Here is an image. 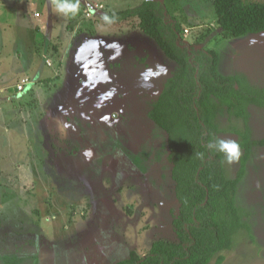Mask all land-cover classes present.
<instances>
[{
	"label": "rangeland",
	"instance_id": "rangeland-1",
	"mask_svg": "<svg viewBox=\"0 0 264 264\" xmlns=\"http://www.w3.org/2000/svg\"><path fill=\"white\" fill-rule=\"evenodd\" d=\"M140 1L0 0V264H114L178 240L168 135L147 114L174 64L136 20L108 18ZM166 3L186 41L220 51L223 74L264 86V33L227 39L211 0ZM250 111L221 109L223 141L264 139V109ZM242 154L224 152L228 179ZM237 203L251 232L210 264H264V145Z\"/></svg>",
	"mask_w": 264,
	"mask_h": 264
},
{
	"label": "trees",
	"instance_id": "trees-1",
	"mask_svg": "<svg viewBox=\"0 0 264 264\" xmlns=\"http://www.w3.org/2000/svg\"><path fill=\"white\" fill-rule=\"evenodd\" d=\"M216 24L225 38L264 33V0H211ZM112 22L136 20L138 31L153 38L174 64L159 95L147 112L168 135L169 158L178 213L173 226L178 240L158 238L140 255L131 250L114 264H210L229 250L240 231L251 232L237 203L252 149L264 139L241 133L243 154L234 178L224 169V152L216 147L220 136L218 116L225 108L229 117L249 120L250 106L264 109V86L254 85L247 74H223L221 53L204 49L183 37V23L170 14L166 0H142L108 14Z\"/></svg>",
	"mask_w": 264,
	"mask_h": 264
},
{
	"label": "clouds",
	"instance_id": "clouds-1",
	"mask_svg": "<svg viewBox=\"0 0 264 264\" xmlns=\"http://www.w3.org/2000/svg\"><path fill=\"white\" fill-rule=\"evenodd\" d=\"M59 7H61V10L63 9L62 5ZM208 147H216L218 150L226 152L228 154L229 161L239 156V145L235 142H225L220 140L215 145L210 143Z\"/></svg>",
	"mask_w": 264,
	"mask_h": 264
},
{
	"label": "built area",
	"instance_id": "built-area-1",
	"mask_svg": "<svg viewBox=\"0 0 264 264\" xmlns=\"http://www.w3.org/2000/svg\"><path fill=\"white\" fill-rule=\"evenodd\" d=\"M184 31H185L186 33H188V29H185ZM25 83H26V81L23 80V81H21V82L17 85V89H18L20 92H22V91L24 90Z\"/></svg>",
	"mask_w": 264,
	"mask_h": 264
},
{
	"label": "crops",
	"instance_id": "crops-1",
	"mask_svg": "<svg viewBox=\"0 0 264 264\" xmlns=\"http://www.w3.org/2000/svg\"><path fill=\"white\" fill-rule=\"evenodd\" d=\"M140 2H141V1H140ZM39 16H40V15H39ZM139 35L141 36V33H139ZM140 36H139V37H140ZM145 66H146V65H144V66L139 65V66H137V67H145ZM134 67H135V66H134ZM18 84H19V83H18ZM18 84H17V85H18Z\"/></svg>",
	"mask_w": 264,
	"mask_h": 264
}]
</instances>
